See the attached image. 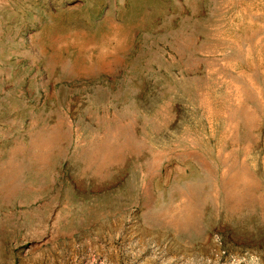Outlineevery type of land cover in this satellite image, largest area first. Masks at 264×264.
Returning <instances> with one entry per match:
<instances>
[{
	"label": "rangeland",
	"instance_id": "rangeland-1",
	"mask_svg": "<svg viewBox=\"0 0 264 264\" xmlns=\"http://www.w3.org/2000/svg\"><path fill=\"white\" fill-rule=\"evenodd\" d=\"M0 264H264V0H0Z\"/></svg>",
	"mask_w": 264,
	"mask_h": 264
}]
</instances>
